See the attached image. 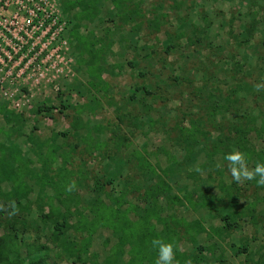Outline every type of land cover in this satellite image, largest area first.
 I'll use <instances>...</instances> for the list:
<instances>
[{"label":"rangeland","instance_id":"374dc122","mask_svg":"<svg viewBox=\"0 0 264 264\" xmlns=\"http://www.w3.org/2000/svg\"><path fill=\"white\" fill-rule=\"evenodd\" d=\"M77 2L0 0V143L20 151L33 189L18 214L0 211V235L17 231L21 264L42 256L34 244L47 263L102 264L109 227L68 228L86 248L71 254L54 221L74 225L97 198L122 196L128 221L147 209L178 224L180 250L200 256L186 264H264V187L233 181L224 160L239 150L249 168L264 163V0ZM43 169L75 181L71 207ZM160 180L178 201L145 198ZM196 220L200 234L187 227Z\"/></svg>","mask_w":264,"mask_h":264},{"label":"trees","instance_id":"16d2710c","mask_svg":"<svg viewBox=\"0 0 264 264\" xmlns=\"http://www.w3.org/2000/svg\"><path fill=\"white\" fill-rule=\"evenodd\" d=\"M91 0H78L76 5L84 6V2H90ZM96 2V0H93ZM89 4V3H88ZM86 6V4H85ZM80 15V14H79ZM54 138L51 139L53 141ZM192 143L198 142L194 137L191 139ZM49 143V140L44 141L42 144ZM13 153H8V147L0 143V199H4L3 204L14 198L16 204H19V198H27V194L32 191V187L29 186L28 182L25 180V171L29 170L25 166L23 160L21 159L20 151L16 148H11ZM12 159L14 161H12ZM140 166H146L144 164V159L141 158ZM45 163V161H44ZM26 171V172H27ZM42 176L46 179L47 183L52 184L55 192V196L60 198L62 195L67 197V205L71 207L70 193L66 191V186L71 184L73 181L69 179L65 172H59L58 175H47L42 170ZM39 181V179H38ZM10 183L11 190L3 191V184ZM100 190L102 187H100ZM167 192L170 198L178 199L175 196H171L170 185L165 181L160 180L159 183L149 186L144 190L145 198L156 200V198ZM115 205L107 206L104 205L102 200L96 199L95 203L88 207V212L90 217L87 216L84 212H78L79 216L74 223V225L68 224L67 217H64L63 220H55L54 227L56 229V241L57 246L60 250L66 252L70 251L71 254H74V250L77 251V254L84 252L86 249L82 248L76 249L78 246L73 243L70 237L66 234L68 228H73L77 231H82L87 234V238L93 234L98 227L107 226L112 230V233L117 237L115 245L112 247L111 252L105 257L102 264H155L157 258V250L152 247L151 241L155 238H162L167 242H172L176 245L177 251L175 254V262L178 264H186L187 260H193L200 258L199 255L187 254L184 251H181L178 247L177 240L178 237L175 236L176 228L178 227L177 223H174L173 226H170V223L159 214L151 212L150 210L144 209L143 213L138 216V219L133 223L127 220V215L124 210H120V207L123 203V197L119 196L116 198H111ZM104 205V206H103ZM87 209V208H86ZM69 214V217L72 216L71 212L66 210ZM53 212V211H52ZM118 215L121 217L118 218ZM48 218L50 215H42ZM154 219L155 222H151ZM172 219V217L170 218ZM161 224L162 228L160 230L156 229V225ZM187 227H190L195 234H200L204 232V227L201 226L198 220L194 221L191 224H187ZM167 229H170L168 231ZM216 233H220L221 230L219 227L215 229ZM18 236L17 231L14 234H2L0 235V264H21L22 259L19 256V252L15 248L13 242ZM129 245V251L131 257L127 261L122 259V248L124 245ZM47 247L43 244H34L27 249L28 253H32L34 250L41 251L44 250L41 257L37 258L33 264H57L54 259L52 263L45 262V259L48 256V251L45 252ZM201 249V247H200ZM101 264V263H100Z\"/></svg>","mask_w":264,"mask_h":264},{"label":"clouds","instance_id":"9594fccd","mask_svg":"<svg viewBox=\"0 0 264 264\" xmlns=\"http://www.w3.org/2000/svg\"><path fill=\"white\" fill-rule=\"evenodd\" d=\"M257 91L264 88V84L257 85ZM224 160L227 161L228 171L236 183L244 181H255L257 186L264 187V163L257 162L254 168H249L245 153L239 150H233L225 155ZM219 167V165H217ZM202 173L200 167L190 169ZM76 190V183L73 181L66 186V191L71 193ZM0 211H5L9 217L18 214V208L15 201H10L7 205L0 203ZM152 247L157 250V258L155 264H174L175 254L177 251L176 245L172 242H167L162 238H155L151 241ZM188 264H191L189 261Z\"/></svg>","mask_w":264,"mask_h":264}]
</instances>
